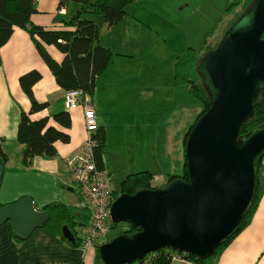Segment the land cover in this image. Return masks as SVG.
Wrapping results in <instances>:
<instances>
[{"label": "crops", "instance_id": "obj_1", "mask_svg": "<svg viewBox=\"0 0 264 264\" xmlns=\"http://www.w3.org/2000/svg\"><path fill=\"white\" fill-rule=\"evenodd\" d=\"M149 2L150 0H134L127 6V13L121 21L113 27H103L114 30L119 24L124 29L140 24L142 28L143 20L139 21L138 15L133 14ZM176 2L177 7L183 5L182 1L175 0H169L165 4H169L168 7L172 10L176 7ZM35 7L37 12L32 17L34 23L47 29H59L64 26L63 21L70 19L59 18L73 15L79 9V4L69 2L60 9L59 0H36ZM136 35L137 33H100V43L113 51L114 60L98 76L95 91L92 94L86 93L96 112L99 126L105 129L103 166L109 172L111 180L114 177L122 180L128 174L138 171H156L154 174L158 177L162 173L163 179L168 174L182 173L169 170L172 168H169L171 164L167 160L165 164L163 162L158 165L154 163V159L157 151L164 158L163 144L162 149H157L159 138L162 143L165 139L168 148L170 147L171 137L168 136L167 129L172 112L180 119L182 114L188 115L185 112L187 100L182 94V90L187 93L188 89L183 88V85L175 86L173 78L170 81L174 90H168L163 84L158 85L163 81L156 71L157 65L144 66L140 63L145 57L142 55L145 44L144 38L140 40ZM35 48L30 34L21 28H15L8 42L0 47V142L9 156L0 188V203H13L23 196H31L38 209L45 210V206L54 204L87 209L85 219L75 217L78 223L87 224L91 216L88 200L68 164V159L81 152L88 138L85 106L81 103L71 109L66 107V91L57 84ZM47 48L54 58L59 61L63 59V54L54 46ZM169 57L172 60V55ZM30 68H37L43 75L33 87L36 98L49 103L46 109L33 114L32 118L52 116L58 111L68 110L72 124L68 130L70 141L57 143L58 152L55 157H36L33 164L26 168L21 162L24 146L17 140V128L21 111L30 109L29 99L19 83L20 76ZM140 68L153 70V74H141ZM177 94H181L182 98H179L173 111ZM199 110L200 106L197 114ZM144 127H149L145 136ZM168 151L166 149L169 160L171 157ZM262 167L261 193L256 211L247 226L207 264H264V158ZM102 242L103 240L97 244ZM82 246L72 247L67 239L46 227L35 229L25 240L16 239L11 234L9 223L0 227V264H103L96 245L85 247L88 249H82ZM173 264L192 263L177 260Z\"/></svg>", "mask_w": 264, "mask_h": 264}, {"label": "water", "instance_id": "obj_2", "mask_svg": "<svg viewBox=\"0 0 264 264\" xmlns=\"http://www.w3.org/2000/svg\"><path fill=\"white\" fill-rule=\"evenodd\" d=\"M263 33L264 0H254L218 46L201 58L197 71L211 106L188 136L189 181L177 179L165 188H144L114 198L109 208L112 222L140 231L100 244L103 264H131L162 248L207 258L237 233L253 205L255 160L264 149V125L240 135L264 90ZM4 172L0 162V188ZM50 218L31 196L0 204V227L9 223L11 234L20 239L30 237ZM63 231L69 234L67 227Z\"/></svg>", "mask_w": 264, "mask_h": 264}, {"label": "trees", "instance_id": "obj_3", "mask_svg": "<svg viewBox=\"0 0 264 264\" xmlns=\"http://www.w3.org/2000/svg\"><path fill=\"white\" fill-rule=\"evenodd\" d=\"M35 1L36 0H0V47L8 42L15 28L26 30L34 40L41 58L48 66L55 81L61 88L66 92L70 90H81L84 93L92 94L95 91L98 76L112 65L115 54L108 47L100 43V24L90 15L99 16L107 27H113L123 19L127 13V6L134 0H59L60 9L69 2H76L79 4V9L69 20L63 21L64 26L59 29H47L44 26L34 23L32 17L34 13L37 12ZM253 1L254 0H237L230 4L224 12V15L234 12V20H236L247 10ZM232 23L230 22L229 24L231 25ZM218 24H220L219 20L214 23V26L208 33H216ZM230 25L228 27H230ZM223 35L224 33L222 32L216 41L214 43L212 42V46L211 40L213 37L210 39L205 38L202 47H189L186 52L177 55L174 61V85H185L194 97L203 101V105L206 104L207 110L211 106V102L202 77L197 71V63L208 51L217 47ZM262 37L264 38V34ZM51 45L63 54L62 60L59 61L51 55L47 48ZM42 76L41 71L32 69L23 73L19 78L21 88L25 92L30 103L29 110L21 111L17 128V140L24 146L21 153V162L26 168L33 164V160L36 157H55L58 152L57 143H68L70 141L68 130L72 122L68 110L58 111L52 116L44 115L36 119L32 118L33 114L43 111L49 104L47 101H39L34 94L33 87L42 79ZM201 116L196 118L194 125ZM194 125L189 129L184 138L185 145ZM261 125H264V90H262L258 96L253 117L242 124L240 135H246L254 128ZM91 139L95 142L94 156L96 166L104 170L103 155L106 148L105 129L98 126L97 130L92 133ZM263 158L264 149L258 154L255 160L258 166V173L256 175L257 189L252 207L243 218L237 233L227 242L220 245L212 256L199 258L171 248H162L155 252L148 253L143 259L131 264H173L177 260L189 261L192 264H207L211 258L225 249L233 238L247 226L251 216L256 211L261 193ZM8 159L9 156L2 149L0 142V162L5 166ZM154 177L155 174L150 171H138L128 174L120 182L118 192H115V190L112 191L113 198H116L117 195L121 193L133 194L137 190L144 188H165L172 181L177 179L189 181L186 160L184 159L182 173L169 174V182L165 184L164 187H161L162 185H153L152 181ZM44 209L50 214L51 218L43 227H46L65 240L67 239L72 247H80L83 245V235L79 234L78 230L82 232L86 224L83 222L78 223L75 221V217L80 216L85 219L86 215H88L87 209H78L64 204L47 205ZM116 224L118 223H113L111 221L109 231L114 229ZM64 226L69 230L68 235H64L63 233ZM123 229V232L131 234L140 231L139 227H132L129 224ZM108 233L103 239V242L111 240V238L107 239ZM15 238L20 239L17 237ZM96 248L99 254L98 244Z\"/></svg>", "mask_w": 264, "mask_h": 264}, {"label": "rangeland", "instance_id": "obj_4", "mask_svg": "<svg viewBox=\"0 0 264 264\" xmlns=\"http://www.w3.org/2000/svg\"><path fill=\"white\" fill-rule=\"evenodd\" d=\"M175 1H182L183 5L177 7V2H176V7H173V9L171 10L170 7H168L169 4L168 5L165 4V2H169V0H150V2L147 3V5L140 7V10L137 9V13H134L133 15L134 16L138 15L137 19H139V21H141L140 19L143 20L141 21L142 28L140 24H137L136 26L133 25L131 27H127L126 29H124L122 25L119 24L114 30H112L103 27L106 24L99 16L90 15L94 20H96L100 24L101 27L100 33H104V35L105 33H137L136 36H138L140 40L144 38L145 47L142 50V55L145 57H143L140 63L144 66H147L146 64L155 65V66L157 65L156 67L158 68L156 69V71L160 73L163 81V82H159L158 85L163 84L164 86L167 87L168 90H174V86L173 84H171L170 80L171 78H173V68L175 63L174 61L177 55L183 54L184 52H186V50L189 47H194V48L202 47L205 38L206 39H210L211 37L214 38V39L212 38L211 40V46H212L213 45L212 42L214 43L218 38V36L222 32L225 33L224 30H227L229 28L228 27L230 25L229 23L235 22L238 19L237 18L236 20H234V16H235L234 12H231L228 15H224V12L230 6V4L234 3L237 0H175ZM71 16L72 15H68L64 17L62 16L59 19L64 20L70 18ZM218 20L220 21V24L217 25L218 28H216L217 29L216 33H208V31H210L211 28L214 26V23L217 22ZM132 37L134 38L133 35ZM35 49L38 57L41 59V61H43L41 55L39 54V51L37 50V48ZM169 55H172V60H170ZM32 69H37V68H30L29 70ZM145 72H149L153 74V70L146 71V69L143 70L140 68L141 74H144ZM140 76L143 77V75ZM157 79L158 81L161 80L160 77H158ZM183 88L187 89L186 86ZM182 94L185 96L184 98L187 100V105H185V112H187L188 115L182 114L181 117L182 119H180L178 116H176L175 112L174 113L172 112V117H170V122L168 124V129H167L168 136L171 137L170 147L168 148L165 139L162 143L161 139L159 138L157 149L158 148L162 149V144H163L165 149L164 158L159 154V151H157L156 157L154 159V163H158V165H161L163 162L165 164V160H167L171 164L169 168H172L169 170L175 172H180V171L182 172L183 170L184 159H185V148H186L184 138L187 132L194 125L196 118L198 116H201L202 113L204 114L207 111L206 104L203 105L202 104L203 101L194 97L189 91L185 93L182 90ZM179 98L180 99L182 98L181 94H177V98L175 96L173 111L175 110L176 105L180 101ZM198 106H200V110L199 113L197 114L196 111L198 110ZM148 128L149 127L143 128L144 136L147 135V133L149 132ZM166 149H169L168 152L171 157V159L169 160L167 159ZM154 150L156 151V149ZM153 172L155 173L156 171ZM161 174L162 173H159L158 177L155 174V178L152 181L153 185L155 186L162 185L161 187H164L165 184H168L169 182L168 176L165 179H163L164 176ZM121 181L122 180L119 177H114V179L111 180V188L115 190V192H118ZM86 199L88 200V205H90L89 199L87 197ZM112 199L114 198L112 197ZM0 204H7V203H0ZM127 225L128 224L125 222L116 224V227L109 231L107 239L108 238L113 239L114 237L121 234V232L124 231L123 228L127 227ZM78 231L79 234H82L80 230ZM85 247L86 246H82V249H88Z\"/></svg>", "mask_w": 264, "mask_h": 264}, {"label": "built area", "instance_id": "obj_5", "mask_svg": "<svg viewBox=\"0 0 264 264\" xmlns=\"http://www.w3.org/2000/svg\"><path fill=\"white\" fill-rule=\"evenodd\" d=\"M81 103L85 106L84 117L88 138L84 142L81 152L68 159V163L72 167L75 181L89 199L91 216L89 222L82 229V235L84 246L93 247L99 243V240H103L109 231L112 221L109 208L113 200V189L109 172L96 166L95 142L91 139V135L97 130L99 124L90 99L81 90L66 92L65 105L68 109Z\"/></svg>", "mask_w": 264, "mask_h": 264}]
</instances>
